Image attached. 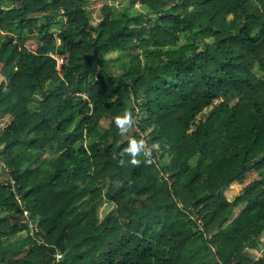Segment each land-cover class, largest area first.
I'll list each match as a JSON object with an SVG mask.
<instances>
[{"label":"trees","instance_id":"obj_1","mask_svg":"<svg viewBox=\"0 0 264 264\" xmlns=\"http://www.w3.org/2000/svg\"><path fill=\"white\" fill-rule=\"evenodd\" d=\"M86 1L0 0V264H264V0Z\"/></svg>","mask_w":264,"mask_h":264},{"label":"rangeland","instance_id":"obj_2","mask_svg":"<svg viewBox=\"0 0 264 264\" xmlns=\"http://www.w3.org/2000/svg\"><path fill=\"white\" fill-rule=\"evenodd\" d=\"M137 1H138L137 3H132V0H87L86 1V4H87L86 5V12H87L88 18L91 21V23L93 25H95L102 18L103 8L107 7V6L110 7L113 10V12H116V13H120L123 11H128L129 13H133V14L140 13V12L141 13L146 12L147 9L142 4V1H140V0H137ZM197 8H199V7L195 6V7L190 8V9H197ZM190 9H188V11H190ZM38 18L40 20V22H39V24H40L44 20V17L41 16ZM61 20H62V22H61L62 25H57V26L53 27V29H51L52 32H54V34H55L56 44H58V45L60 44V40L58 39V36L61 33V30L66 26L65 25L66 19L61 18ZM91 32L93 35H96L95 31H91ZM71 36L73 37L74 35H71ZM0 40H1V35H0ZM184 41H185V39L181 40L182 43ZM26 45L30 50L35 51L37 48L35 42L31 41V40H29ZM199 45H200L199 48H201V44H199ZM132 54H133L132 51L128 50L127 55L121 56L120 58L118 57V54L108 55L107 56L108 66L111 69V71L116 75L121 74L124 71L123 66L126 65V67H128L127 64L134 58V57H132ZM57 57L58 56H56V58ZM139 60H144V59L140 56ZM95 62L96 61H94V63H93L94 66L92 67V73H94V74L97 71V67H95ZM257 74L264 78V73L257 71ZM0 82H1V79H0ZM128 105L133 106V103L130 101L128 103ZM208 112H209V110L205 111V114ZM122 119H123V117H121L119 119V122L122 121ZM9 121H10V118L8 116L2 118L0 120V129H1V126L3 127ZM241 122L243 124H246L248 122V120L242 119ZM110 124H111L110 119H103L101 121L100 128H99L101 133H105L108 130V128L110 127ZM142 139H143V141L146 142L147 138L142 137ZM84 144L87 145L88 141H85ZM46 153L47 154H46L45 158L57 156V152L55 150H48V151H46ZM163 162L167 164L169 162V158L166 157V159H164ZM164 176L166 177V175H164ZM257 178H258V175L256 174V172L253 171L250 174H248L243 181L237 182V183L233 184L229 189L225 190L224 194L226 195L228 200L230 202H232V201H234V199L238 195H240L242 193L244 187L246 185H248V183L252 182L253 180H255ZM9 179H10V170H7L5 168V166L2 163H0V191L3 189L1 185L5 184ZM243 208H244V205L236 208L234 210V212L232 213L231 220L234 219L243 210ZM112 210H114V206L112 204H110L108 202L103 203L101 205V207L99 208V211H98L100 220H102ZM197 223L200 225L201 220L198 219ZM27 234L28 233L24 232V233L18 235L17 237H13L11 241L13 242L16 240H21L22 238H26ZM261 241H262V246L259 249V251H252L251 252V254L255 258L262 257V251L264 250V235H263Z\"/></svg>","mask_w":264,"mask_h":264},{"label":"built area","instance_id":"obj_3","mask_svg":"<svg viewBox=\"0 0 264 264\" xmlns=\"http://www.w3.org/2000/svg\"><path fill=\"white\" fill-rule=\"evenodd\" d=\"M53 57L57 60L58 62L57 70L60 71L61 65L63 64V60L60 57L57 58L56 56ZM23 215L25 216V220L23 222L28 225L27 233L35 238L34 240L37 246L42 245L44 243V238L43 236H41V232L38 225L35 222H33V220L30 218L29 212L27 210H24ZM55 258L56 261L59 262L63 259V254L57 253L55 255Z\"/></svg>","mask_w":264,"mask_h":264},{"label":"clouds","instance_id":"obj_4","mask_svg":"<svg viewBox=\"0 0 264 264\" xmlns=\"http://www.w3.org/2000/svg\"><path fill=\"white\" fill-rule=\"evenodd\" d=\"M119 122V121H118Z\"/></svg>","mask_w":264,"mask_h":264}]
</instances>
